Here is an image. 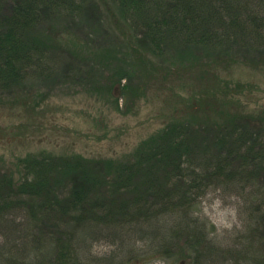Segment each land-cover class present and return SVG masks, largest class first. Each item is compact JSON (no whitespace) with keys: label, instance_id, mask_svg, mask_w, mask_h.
<instances>
[{"label":"trees","instance_id":"16d2710c","mask_svg":"<svg viewBox=\"0 0 264 264\" xmlns=\"http://www.w3.org/2000/svg\"><path fill=\"white\" fill-rule=\"evenodd\" d=\"M111 1L115 33L98 56L57 25H76L94 0H0L1 103L34 111L42 87L60 85L68 94L121 88L116 102L124 99L125 113L157 86L174 85L167 91L178 99L166 125L122 158L43 153L11 167L0 160V264H82L90 240L155 242L160 225L190 228V207L212 188L251 182V164L264 158L249 120L229 100L240 85L222 77L239 64L264 67V0ZM185 83L199 84L192 99ZM203 227L190 232L200 243L192 257L177 247L183 264L218 257ZM258 239L264 253V229ZM148 254L123 264H151L152 257L142 258Z\"/></svg>","mask_w":264,"mask_h":264},{"label":"rangeland","instance_id":"374dc122","mask_svg":"<svg viewBox=\"0 0 264 264\" xmlns=\"http://www.w3.org/2000/svg\"><path fill=\"white\" fill-rule=\"evenodd\" d=\"M110 2L94 0L76 15V25L68 19L58 21L57 25L61 30H67V38H77L100 56L97 51L109 48L110 33H115L109 19ZM111 9L116 17H120L116 4L111 5ZM116 45L120 48L123 44L120 45L118 40ZM232 72L233 75L222 74V77L232 80V86L239 84L241 89L229 100L233 102V109L249 120L248 130L264 146V67L253 69L239 64ZM186 84L188 96L192 99L193 93L200 88L199 84L198 88L195 83ZM173 86L169 84L168 89L154 87L126 113L121 110L126 105L124 99L119 101L121 108L117 106L116 100L121 97L122 91L115 86L111 89L112 95L110 90L93 95L82 91V88L76 94H68L61 89V85L51 92L52 86H45L41 93L45 96L40 100L39 107L34 111L28 109L30 112L20 107L11 108L9 102H0V160L11 167L20 158L43 153L95 159H117L130 155L141 142L161 130L168 122V116L175 112L172 104L178 99L167 91L174 92ZM255 148L260 153L257 144ZM250 170L256 175L251 182L243 180L212 188L197 207H190L186 212L190 214L192 227L178 230L171 227L162 229L160 225L155 242L130 238L121 245L119 239L90 240L87 254L78 258L81 260L78 263L93 264L103 260L101 264H123L129 259L135 262L133 255L138 257L149 253L142 258L148 260L152 257L151 264H183L185 259L179 258L177 247L181 245L188 257L193 256L200 243L189 236L194 225L198 224L199 229L194 231L198 232L204 225L208 236L205 241L210 247H216L218 257L209 256L212 264H260L264 253L260 243L262 239L257 240V232L264 229V158L251 164ZM168 250L170 253L166 252ZM113 255L118 257L112 258ZM176 255L177 261L173 258ZM260 256L262 260L258 263Z\"/></svg>","mask_w":264,"mask_h":264}]
</instances>
